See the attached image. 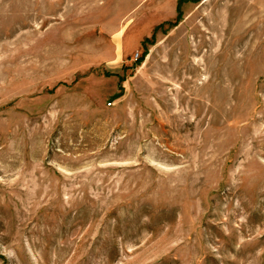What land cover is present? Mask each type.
<instances>
[{"label":"rangeland","instance_id":"rangeland-1","mask_svg":"<svg viewBox=\"0 0 264 264\" xmlns=\"http://www.w3.org/2000/svg\"><path fill=\"white\" fill-rule=\"evenodd\" d=\"M0 264H264V0H0Z\"/></svg>","mask_w":264,"mask_h":264}]
</instances>
